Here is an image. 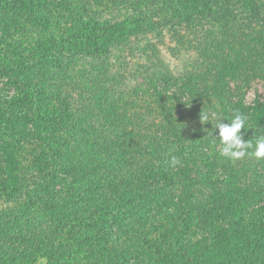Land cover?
I'll return each instance as SVG.
<instances>
[{"label":"rangeland","instance_id":"1","mask_svg":"<svg viewBox=\"0 0 264 264\" xmlns=\"http://www.w3.org/2000/svg\"><path fill=\"white\" fill-rule=\"evenodd\" d=\"M213 1L216 5L223 4L225 14H216L214 23L199 18L190 24H180L172 19L173 6L168 0H76V5H71L72 12L63 11L70 10L63 2L66 9H61V13L68 18H61V13L52 18L53 26L61 31L67 30L68 26L71 29L75 21L116 25L132 17L140 22V26L137 25L139 31L128 45L120 44L107 54L96 56L81 54L80 50L67 53L62 50L65 46L47 43L54 30L50 29V34L40 27L41 24L22 22L12 29L13 32L9 25L0 24V181L7 173L5 152L9 149L16 153L18 174L24 184L23 191L14 197H7L4 189H0V218L4 226H12L17 221L11 219L16 218L20 210L28 205L37 206L33 202L52 190L59 192L61 197L59 216L84 218L85 209H90V201L96 198L93 190L97 184L103 192L109 193L111 179L128 181L124 175L131 169L157 171L160 162L157 157H150L153 148L159 150L157 154L165 161L171 159L170 152L179 159L182 146L193 143L190 137L196 135V131L221 122L216 109L208 110L205 93L195 107L189 104V95L180 99L182 106L175 97L170 98L172 111H161L156 104L158 99L149 96L154 87L151 80L162 79L158 89L174 84L175 80L196 70L195 67L204 61L202 57L211 51L219 55V61L216 60L218 56L214 57L215 67H224L222 69H228L226 72L231 74L229 70L235 65L233 54L240 49L243 38H255V28L262 26L259 23L264 24V20L258 24L251 22L255 12H250L252 9L245 0ZM59 7L64 6L60 3ZM41 46L53 49L50 62L46 61L48 56H39ZM23 56L30 64L31 80L38 88L47 87L44 93L53 106V117L46 133L38 131L26 117L31 115L26 92L11 85L9 75L2 73V64L15 63ZM230 77L229 87L233 91L243 87V100L248 108L255 106L257 100L264 103V81H252L247 87ZM173 89L170 96L178 91L176 87ZM114 105L117 106L115 109ZM205 112L216 114L215 119L205 122L207 125L199 119ZM13 118L21 119L19 125L24 134H20L19 129H9ZM44 152L45 155L41 154ZM120 152L124 158H119ZM182 165L175 166L174 171L181 172ZM105 166L110 170L103 171ZM191 169L189 182L196 186L179 184L173 191V184L164 183L151 191L147 203H136L123 210L107 207L101 213L107 228L123 239L120 243L125 248L118 252L122 264H146L150 258L149 244L158 248L155 256L164 262L172 251L170 249H175L179 242L185 241L184 250H188L191 237L195 235L203 240L210 234L206 229L194 231L195 221L191 230L186 229L191 210L204 212V208L214 207L212 193L209 199L208 193L203 195L205 190H200L201 184L207 187L210 184L205 182L199 170ZM201 172L205 173V170ZM246 179L247 175H242L239 183L234 182L238 187L240 184L239 190L245 197L248 189L254 193L260 186L254 177ZM160 193L164 196L159 197ZM81 199L84 204L77 201ZM76 202L80 204L76 205ZM40 206L45 208V205ZM43 225L46 226L45 221ZM92 233L95 234L91 229L89 232L84 230L79 236L81 255L77 264H94L98 260L92 255ZM39 262L44 264L45 260L39 259Z\"/></svg>","mask_w":264,"mask_h":264},{"label":"trees","instance_id":"2","mask_svg":"<svg viewBox=\"0 0 264 264\" xmlns=\"http://www.w3.org/2000/svg\"><path fill=\"white\" fill-rule=\"evenodd\" d=\"M168 1L173 6L170 13L172 19L180 24H190L199 18L210 22L212 20L214 23L216 14L221 16L226 12L223 4L216 5L213 0ZM63 2H66L67 8L70 9L63 11H74L71 5L75 6L76 0H0V24L4 27L9 25L11 32L22 22L41 24L40 27L46 32H50V29L54 30L53 33L50 32L52 34L47 39V43L65 46L62 50L65 49L67 53H76L80 50L81 54L86 53L91 56L107 54L120 44L128 45L131 37L140 29V22L131 17L127 18L125 23L116 25L100 24L91 20L75 21L71 29L68 26L67 30L61 31L53 26L52 18L55 14H60L61 9H66ZM244 2L249 5V9H252L250 12H255L253 16L251 15V22L257 23L264 20V0H245ZM60 3L64 7L58 8ZM61 14V18L65 20L68 18L67 15ZM259 25L262 26L259 28L257 26L253 32L255 38H243L244 42L240 49L233 54L235 65L229 70L231 74L226 72L228 69H222L224 67H215L214 57L218 56L216 60L219 61V55L211 51L210 54L202 57L204 61L195 67L196 70L187 73L183 79L175 80L174 84H166L158 89L162 79L151 80L154 87L151 92L149 91V96H152L154 100L155 97L158 99L156 104L161 111H172L168 102L170 98L175 97L178 104L182 106L180 99L183 95H189V104L195 107L205 93L208 100L206 103L210 108L208 110L216 109L221 115V122L228 123L227 119L236 112L247 115L250 129L246 132L242 130V133L245 139L255 141L259 135L264 134V103L257 100L255 106L248 108L243 100V87L240 86L237 91H233L229 87L228 77L241 81L247 87L252 81L258 79L264 81V24L259 23ZM213 44L214 41H212ZM218 48L217 46L216 49ZM52 50V48L41 46V49L38 48V52L40 51L38 55L43 58L48 56L46 61L50 62L52 58L49 55ZM29 65L28 59L23 56L15 63L7 61L2 64V73L5 76L9 75L11 85H16L26 92L31 114L26 117L28 121H32L38 131L46 133L47 126L53 117V106L44 93L47 87L38 88L31 80L33 74ZM173 87H176L178 91L170 96L169 93ZM20 120L13 118L9 129L16 128L19 129L20 134H24L20 130L22 129L19 125ZM206 127L200 132L196 131V135L190 137L193 143L183 144L179 156L181 161L179 165L183 164L181 172L174 171L170 159L165 161L161 158L162 155L157 154L158 149L153 148V156L150 157L159 159L160 165L157 171L149 168L139 169V167L131 169L127 175H124L128 181H122L120 178L111 179L109 193L103 192L97 184L93 190L96 198L90 201V209H85L84 218L59 216L58 205L61 197L56 190L48 191L45 196L39 197V201L33 202L37 205L36 208L28 205L20 210L16 218L14 216V219H11L13 222L15 219L17 221L12 226H4L0 218V264H42L39 259H44V264H77L81 255L79 236L82 231L89 232L90 229L95 232V234L92 233L91 238L94 241L92 255L98 258L94 264H100L99 262L122 264L123 262L118 260L120 258L118 252L125 248V245L120 243H123V239L115 236L107 228V222L101 213L107 207L110 210H123L128 206H136V203H147L151 191L164 183L173 184L171 189L174 191L177 185L190 183L191 168L199 170L198 173L205 177V182L210 184L209 187L201 184L200 190H205L202 194L208 193L209 199H211L210 192L212 193L214 207L210 210L204 208V212L191 210L186 229L191 230L192 222L195 221L194 231L206 229L210 234L203 240L197 239L195 235L191 239L188 238L191 241L188 250H184L185 241L179 242L175 249H170L172 251L167 254L168 259L164 262L159 261L157 255L155 256L158 248L149 244L147 249L150 258L147 259L146 264H264V159L245 157L232 160L222 156L220 153L223 145L219 140V130L214 133L215 137L207 135V132L214 131L213 127L208 129ZM100 135L103 137L102 134ZM121 149L127 151L124 147ZM5 154L7 173L0 181V189H4L3 193L7 197H14L23 191L24 184L21 183L22 179L18 174L16 153L14 150L10 152L7 149ZM122 155L123 153L120 152L119 158L123 157ZM57 159L61 160L60 157ZM106 170H110L109 166L103 168V171ZM202 170H205V173L201 172ZM242 175H247L248 180L250 176L254 177L260 185L254 193H250L248 189L246 197L239 190L240 184L238 187V184L234 183H239ZM249 184V188H252L253 185ZM188 185L196 186L194 183ZM163 196L164 193L159 194V197ZM77 201L84 204L82 199ZM77 203L76 205L80 204ZM40 205H45V208ZM90 210L93 214L89 212ZM51 219L52 222L49 223ZM44 221L46 226L43 225ZM17 227L20 229L17 230ZM60 249L62 252H59Z\"/></svg>","mask_w":264,"mask_h":264},{"label":"clouds","instance_id":"3","mask_svg":"<svg viewBox=\"0 0 264 264\" xmlns=\"http://www.w3.org/2000/svg\"><path fill=\"white\" fill-rule=\"evenodd\" d=\"M215 113L211 115L207 112L200 114L201 123L215 119ZM228 123L219 122L212 124L214 131L207 132V135H214L219 130V140L223 145L221 155L232 160L245 157H254L256 159H264V134L259 135L255 141L245 139L242 130L245 132L250 129L248 124L249 117L243 113L236 112ZM255 135V134H254ZM216 137V136H215ZM171 159L170 164L175 167L181 163L175 155L169 153Z\"/></svg>","mask_w":264,"mask_h":264}]
</instances>
